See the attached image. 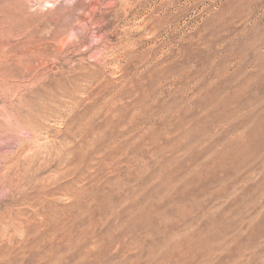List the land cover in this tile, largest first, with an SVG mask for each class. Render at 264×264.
Segmentation results:
<instances>
[{"label": "rangeland", "instance_id": "374dc122", "mask_svg": "<svg viewBox=\"0 0 264 264\" xmlns=\"http://www.w3.org/2000/svg\"><path fill=\"white\" fill-rule=\"evenodd\" d=\"M0 264H264V0H0Z\"/></svg>", "mask_w": 264, "mask_h": 264}]
</instances>
